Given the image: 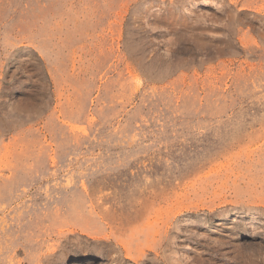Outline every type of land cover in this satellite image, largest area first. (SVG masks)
<instances>
[{
    "label": "rangeland",
    "instance_id": "obj_1",
    "mask_svg": "<svg viewBox=\"0 0 264 264\" xmlns=\"http://www.w3.org/2000/svg\"><path fill=\"white\" fill-rule=\"evenodd\" d=\"M0 264H264V0H0Z\"/></svg>",
    "mask_w": 264,
    "mask_h": 264
}]
</instances>
